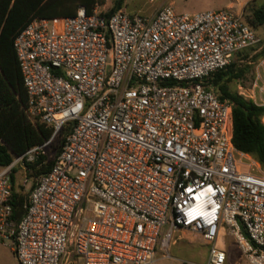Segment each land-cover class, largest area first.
<instances>
[{
  "label": "built area",
  "instance_id": "1",
  "mask_svg": "<svg viewBox=\"0 0 264 264\" xmlns=\"http://www.w3.org/2000/svg\"><path fill=\"white\" fill-rule=\"evenodd\" d=\"M59 19V33L34 18L12 42L25 116L51 130L0 169V240L17 263L158 264L188 231L212 245L205 264H225L223 235L264 264V172L234 147L232 105L208 84L261 44L242 14L178 15L170 2L148 17L95 5ZM256 91L260 76L236 88L264 107ZM57 139L14 219L11 176Z\"/></svg>",
  "mask_w": 264,
  "mask_h": 264
},
{
  "label": "trees",
  "instance_id": "2",
  "mask_svg": "<svg viewBox=\"0 0 264 264\" xmlns=\"http://www.w3.org/2000/svg\"><path fill=\"white\" fill-rule=\"evenodd\" d=\"M100 1L0 0V169L10 165L14 157L21 156L29 148L42 144L51 136L50 129L31 124L25 116L26 96L12 48L14 37L34 18H70L76 15L79 8H84L87 14H90ZM122 1L116 0L114 9L102 14H112L119 10ZM249 13V16L244 17L248 26L252 29L264 28V6L251 9ZM259 45L238 52L228 67L209 78L208 84L220 100L232 105L234 147L250 156L264 172V107L243 99L229 87L232 82L239 81L249 73L252 63L261 57L264 58V48L257 50ZM59 142L61 144V140ZM45 159L46 157H42L29 168L34 169ZM51 164L34 170V176L47 173ZM11 181L12 216L18 219L25 201L13 193L14 175L11 176Z\"/></svg>",
  "mask_w": 264,
  "mask_h": 264
},
{
  "label": "rangeland",
  "instance_id": "3",
  "mask_svg": "<svg viewBox=\"0 0 264 264\" xmlns=\"http://www.w3.org/2000/svg\"><path fill=\"white\" fill-rule=\"evenodd\" d=\"M115 1L116 0H101L97 5L98 11L110 12L115 7ZM170 2L173 5L175 13L183 15L207 11H221L225 9L229 3H232L233 0H153V3H149V0H123L119 11L127 15L148 17L154 14L164 3L168 4ZM249 2L250 1H248L246 5L247 10L244 16L250 15L249 10L264 6V0H256L253 3ZM242 22L248 25L245 19H242ZM48 23L51 33H59L61 31V19L51 20ZM252 30L262 42H264L263 29L259 27ZM108 64H110V59H108ZM248 76L249 74H246L239 80L242 85L249 81L250 78ZM239 81L232 82L229 85L232 91L236 92ZM59 140L60 139H57L46 149V155L44 156L46 159L40 166H36L34 169L30 168V172L27 175L18 172L14 176L13 193L23 198L24 201H26L28 193L35 183L36 177L34 176V170L42 169L52 163L53 155L57 152V148L60 144ZM7 244L8 243L0 240V264H16L15 257L11 253L10 248L6 246ZM211 247L212 245L203 241L201 236L188 231H179L173 235L172 243L168 250L169 257H164V254V256L159 255L158 264H205ZM214 247L225 252V264H248L245 259L241 257L231 237L223 235L221 241L216 243Z\"/></svg>",
  "mask_w": 264,
  "mask_h": 264
},
{
  "label": "crops",
  "instance_id": "4",
  "mask_svg": "<svg viewBox=\"0 0 264 264\" xmlns=\"http://www.w3.org/2000/svg\"><path fill=\"white\" fill-rule=\"evenodd\" d=\"M248 1H250L249 3H253L256 0H233V2L229 3L225 9H229L234 14H242L243 19H244L245 9H246V5H247ZM261 28L264 31V28L263 27H261ZM263 48H264V42H262V40H261V44L257 47V50L259 51ZM261 63H262V65H261ZM251 66H252L251 70L249 71V73H247V74H249L248 77L250 79L247 83L244 84L245 87H249L251 82L253 80H255L258 76H260L264 80V58H262V57L259 58L257 61L252 63ZM239 83H241V82L239 81ZM255 99L258 102H260V104H261V102L264 103V95H260L257 91L255 92ZM15 261H16V259H15ZM15 263L18 264L17 261Z\"/></svg>",
  "mask_w": 264,
  "mask_h": 264
}]
</instances>
